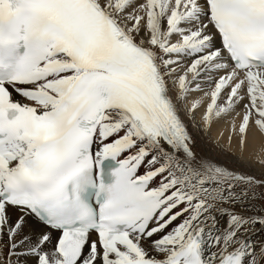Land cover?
Returning a JSON list of instances; mask_svg holds the SVG:
<instances>
[{"label":"snow or ice","instance_id":"1","mask_svg":"<svg viewBox=\"0 0 264 264\" xmlns=\"http://www.w3.org/2000/svg\"><path fill=\"white\" fill-rule=\"evenodd\" d=\"M214 128L264 137V0H0V264H264Z\"/></svg>","mask_w":264,"mask_h":264},{"label":"bare ground","instance_id":"2","mask_svg":"<svg viewBox=\"0 0 264 264\" xmlns=\"http://www.w3.org/2000/svg\"><path fill=\"white\" fill-rule=\"evenodd\" d=\"M218 135V128H214L212 132V140L206 142L207 146L205 147V153L212 156H218V158L222 162L226 163L229 167L235 168L237 170L248 171L256 175H259L260 172L264 170L261 168L257 160L258 155H264L259 153L261 145L264 144V137H261L258 132L255 133V143L245 150L242 160L237 159V157L240 156L238 146L235 144V142H233L232 147L229 148L226 138H220V143L226 149V153H219V150L215 148L214 144V141L216 140ZM227 153H235V155H228Z\"/></svg>","mask_w":264,"mask_h":264}]
</instances>
